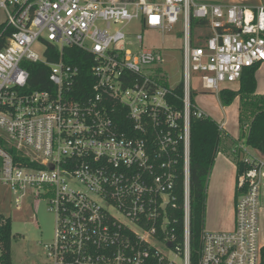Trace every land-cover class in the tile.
Wrapping results in <instances>:
<instances>
[{
	"label": "built area",
	"instance_id": "obj_1",
	"mask_svg": "<svg viewBox=\"0 0 264 264\" xmlns=\"http://www.w3.org/2000/svg\"><path fill=\"white\" fill-rule=\"evenodd\" d=\"M192 20L207 22L202 44ZM163 36L182 22V108L153 66L133 22ZM134 35V36H133ZM0 185L48 196L56 235L44 246L49 264H191L192 77L220 93L243 71L264 63V5L193 0H0ZM43 48L40 55L33 49ZM92 59L94 84L83 98L80 69L65 51ZM57 56V61L49 57ZM26 63L49 69L48 90H29ZM179 99V98H178ZM195 108V111H194ZM224 131V125H220ZM245 166L237 180L235 227L204 231L198 264H261L264 156L237 145ZM184 181V242L174 244L177 167ZM10 217L0 214L1 233ZM174 258H173V257Z\"/></svg>",
	"mask_w": 264,
	"mask_h": 264
},
{
	"label": "trees",
	"instance_id": "obj_2",
	"mask_svg": "<svg viewBox=\"0 0 264 264\" xmlns=\"http://www.w3.org/2000/svg\"><path fill=\"white\" fill-rule=\"evenodd\" d=\"M134 1V0H122ZM216 1V0H213ZM218 1V0H217ZM191 25L194 28H206L207 22L192 20ZM4 47V42L0 43V49ZM50 61H57L58 58L49 57ZM66 63L74 64L80 69V84L78 88L84 97L91 93L94 79L92 77V59L91 57L78 49H68L65 51ZM30 71L29 90H48L51 84L48 81L49 69L41 63H26L24 65ZM260 65L247 68L243 71L240 88L238 91L231 89H222L219 93L220 99L224 106L231 105L236 98H240L242 103L241 110V129L245 146L255 150L264 156V95H258L256 73ZM178 98L176 101L179 108H182L183 89L179 85L174 93ZM192 103L195 101L192 95ZM195 111V108H194ZM248 115V116H247ZM245 118H244V117ZM222 131L220 125L211 117L198 118L194 115L191 117V166H190V250L191 264H198L201 254V238L204 232L206 211H207V188L208 182L215 164L216 157L220 151L222 141ZM1 145L18 162L23 159L18 152L12 147L4 135L0 133ZM237 156L238 177L245 169ZM1 164V161H0ZM184 177L180 167H177L176 185H175V210L173 211L175 221L170 229L175 235L174 244L182 245L184 242ZM13 239L11 220H8L6 226L2 229L1 245L2 252L0 255V264H13L11 244ZM264 264V250H262V263Z\"/></svg>",
	"mask_w": 264,
	"mask_h": 264
},
{
	"label": "rangeland",
	"instance_id": "obj_3",
	"mask_svg": "<svg viewBox=\"0 0 264 264\" xmlns=\"http://www.w3.org/2000/svg\"><path fill=\"white\" fill-rule=\"evenodd\" d=\"M193 1L199 3L213 0ZM220 3L255 7L264 5V0H220ZM182 29L181 22L175 26L172 32L163 36L158 31L143 29L142 23L137 21L128 25L125 29L127 33H141L144 37L143 48L155 50L161 54L164 62L154 65L153 69L158 76L165 79L167 85L171 88H177L184 79ZM192 29L195 42L202 44L204 37L209 35V30L194 27ZM33 49L38 54H43L41 46L36 45ZM192 88L195 104L203 113L219 125L225 123L221 144L226 140L227 135H231L237 139L239 138V144L244 145L241 143V141H244V137L240 123L242 110L240 98L235 99L231 105L224 106L219 93L202 89L197 74H193ZM224 88H232L234 91H238L240 82L224 84L222 89ZM242 152V149L238 150V154ZM251 152L261 157V154L255 150ZM242 156L243 154H240L238 158ZM235 157L237 158V156ZM49 201L48 196L40 195L34 188L16 192L0 185V214L10 217L12 224L11 251L13 264H49L44 246L52 243L56 235V216L49 210ZM177 262L182 263L180 259Z\"/></svg>",
	"mask_w": 264,
	"mask_h": 264
},
{
	"label": "crops",
	"instance_id": "obj_4",
	"mask_svg": "<svg viewBox=\"0 0 264 264\" xmlns=\"http://www.w3.org/2000/svg\"><path fill=\"white\" fill-rule=\"evenodd\" d=\"M199 3L222 4L220 0L202 1ZM256 80V93L258 95H264V63L260 65L256 73ZM222 125H224L225 128V123ZM225 139L226 140L221 144L208 182L207 211L204 231L229 232L234 230L235 227L238 167L237 158L234 156L233 151L235 147L239 145L240 140L231 135H227ZM234 143L235 145H233ZM259 224L260 246L261 249L264 250V188L261 192Z\"/></svg>",
	"mask_w": 264,
	"mask_h": 264
}]
</instances>
